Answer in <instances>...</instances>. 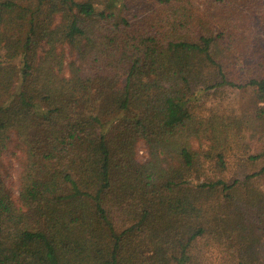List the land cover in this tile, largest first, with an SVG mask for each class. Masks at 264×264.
<instances>
[{
    "label": "trees",
    "instance_id": "16d2710c",
    "mask_svg": "<svg viewBox=\"0 0 264 264\" xmlns=\"http://www.w3.org/2000/svg\"><path fill=\"white\" fill-rule=\"evenodd\" d=\"M225 87L264 103V0H0V264H264V164L226 178L264 106L194 105Z\"/></svg>",
    "mask_w": 264,
    "mask_h": 264
},
{
    "label": "rangeland",
    "instance_id": "374dc122",
    "mask_svg": "<svg viewBox=\"0 0 264 264\" xmlns=\"http://www.w3.org/2000/svg\"><path fill=\"white\" fill-rule=\"evenodd\" d=\"M196 4H201V0H194ZM65 53L68 59L74 58L73 53L65 48ZM18 56L15 61L20 64L21 54L17 50ZM195 107H197V112L200 114H207L209 111L219 110L221 112H226L228 114H237L252 112L258 105L264 106V103L258 102L253 88H247L244 90H237L234 88L225 87L217 90L216 92L210 91V93H203L200 95L199 99L194 101ZM198 146V143H195ZM146 146L143 142L139 144L138 158L140 160H145ZM259 150L253 148L251 153H257ZM244 157V155H243ZM25 155L22 152L20 146L17 143L14 134L11 135V141L9 148L5 151L3 155L4 164V176L8 187L13 192V196L17 198L19 191V177L20 171L24 164ZM244 159V158H243ZM264 164V158L257 161L248 162L245 160H235L233 157L230 159L228 164V169L226 172V178L232 179L237 175H243L246 172H252L259 169ZM260 185L264 187V180L257 182L256 186Z\"/></svg>",
    "mask_w": 264,
    "mask_h": 264
}]
</instances>
